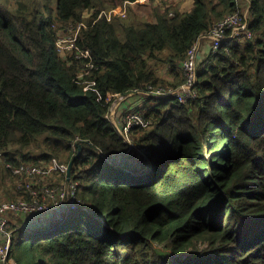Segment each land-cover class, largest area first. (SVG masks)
<instances>
[{
	"label": "trees",
	"instance_id": "obj_1",
	"mask_svg": "<svg viewBox=\"0 0 264 264\" xmlns=\"http://www.w3.org/2000/svg\"><path fill=\"white\" fill-rule=\"evenodd\" d=\"M125 1L135 0H0V199L31 198L7 163L67 166L81 146L70 176L76 207L17 214L9 256L264 264V0H247L249 36L224 39L198 61L194 97L146 96L134 112L149 123L130 128L128 141L108 117L107 94L180 85L194 41L244 10L238 0H192L184 12L149 0L128 4L126 16L101 15ZM79 22L73 52L59 51V30ZM145 159L144 173L130 171Z\"/></svg>",
	"mask_w": 264,
	"mask_h": 264
},
{
	"label": "built area",
	"instance_id": "obj_2",
	"mask_svg": "<svg viewBox=\"0 0 264 264\" xmlns=\"http://www.w3.org/2000/svg\"><path fill=\"white\" fill-rule=\"evenodd\" d=\"M130 1H125L124 3ZM105 14L110 17L111 14L126 15V12L121 7H116L111 11H101V15ZM172 14V12H171ZM84 26L83 22L69 23L64 25L63 32L56 40V45L59 51L73 52L75 48V39L81 27ZM245 35L249 36L247 22V11L240 14L233 12L226 16L216 20L209 31L200 34V36L194 41L191 47L187 51V55L182 63V69L184 71L185 80L180 85L174 87L171 85H159L153 87L148 86L147 90L142 91L144 96L163 97L166 95L176 98L179 102L185 103L188 99L192 98L196 94L195 82L197 79L196 66L199 61V41L202 38H207L210 41L211 52L217 51L224 39L227 38H244ZM88 57L89 51H78L75 53V57ZM130 94V93H129ZM129 94H117L108 93L106 100L109 102L114 99H124ZM110 103V102H109ZM110 108V107H109ZM114 122V121H113ZM149 122H145L143 115L139 112H132L128 119L122 123L124 133H121L123 137L128 141L127 131L137 125H147ZM118 127V124L114 122ZM121 130V129H120ZM7 167L15 175L20 176L18 181V188L25 189L31 198L7 200L0 202V232L4 238L0 241V264H16L14 259L9 256V248L11 245V234L13 231L9 230V224L5 216L7 214H20L29 215L32 213L48 214L55 211L57 208H61V211H65L66 215L69 213V209L76 207L78 181L70 179L64 180V184L51 185L47 184L46 178L50 172L66 171L58 165H33L30 163H20L18 165H10L7 163ZM49 173V174H48ZM68 211V212H67Z\"/></svg>",
	"mask_w": 264,
	"mask_h": 264
},
{
	"label": "rangeland",
	"instance_id": "obj_3",
	"mask_svg": "<svg viewBox=\"0 0 264 264\" xmlns=\"http://www.w3.org/2000/svg\"><path fill=\"white\" fill-rule=\"evenodd\" d=\"M16 1L17 0H11V2L13 3V5H15L16 4ZM170 1H172V0H170ZM174 1V0H173ZM179 1H181L179 4H180V7L182 8V9H187L188 8V5H190V0H188V1H186V0H179ZM165 2L166 3H168L169 5H176V4H172V3H170V2H168V0H165ZM238 2H239V5H242V9H244V8H247L246 7V3H247V0H238ZM39 7L40 8H42V5L41 4H39ZM245 10V9H244ZM182 12H184V11H182ZM121 16H122V14H121ZM126 16V15H125ZM84 26H85V23H84ZM64 27V26H63ZM63 27H62V29H61V31L59 30V34H58V37L59 36H61V33L63 32L62 30H63ZM57 37V38H58ZM242 41H244V39H241L240 40V42H242ZM47 45H48V47H49V49H50V47H51V45H50V43L49 42H47ZM61 52H63V51H61ZM159 66H158V71H159V74L160 75H162L163 77H165V78H167V74L165 73V70L164 69H162V67L160 66V64H158ZM164 85V84H163ZM134 94V93H133ZM132 94V96L130 95L129 96V98L128 97H126V98H124V99H121V100H119L120 98H118L117 100L116 99H114V97L111 99V101H109L110 102V108H109V113H108V117H109V119L110 120H112V121H114V122H116L117 124H118V128L119 129H121L120 131H121V133H124V131H123V126H122V123H124V120L125 119H128V117H129V115L132 113V112H134L135 110L134 109H138L139 110V108H142L143 106H139V107H137V106H134L133 107V109L132 110H120L121 108H120V105L122 104V103H124V102H126V100L128 99L129 101H132V102H136L135 100L136 99H138V96L140 95V96H143L142 94H139V93H135L134 95ZM134 110V111H133ZM127 133V132H126ZM54 161H55V164L56 165H58L61 169H65L66 168V166L65 165H62V164H58V162H57V160L56 159H54ZM148 161L149 160H147V159H145V160H143L142 162H140V163H137L134 167H132L131 169H130V171H132V173H134V174H142V173H144L147 169H148V167H149V163H148ZM51 165H54V163H51L50 165H48V166H51ZM49 174V173H48ZM49 176V179L50 180H47V178H46V182H47V184H51V185H61V184H64V179H63V176H62V174H60L59 172H50V174L48 175ZM69 181V180H68ZM11 198H7V199H0V202H3V201H7V200H10ZM74 212V210H72L70 213L72 214ZM23 216V215H22ZM63 216H67L65 213H63ZM69 216V215H68ZM53 217V216H52ZM56 217V216H55ZM59 217V216H58ZM5 218L7 219V221H8V224H9V230L11 229V231H13L14 230V228L13 227H16V226H18V223H19V221L20 222H23V217H20V216H18V217H15V216H11V215H6L5 216ZM14 225V226H13ZM11 226V227H10ZM2 239H0V241H1ZM155 248H157V249H161L162 248V245H160V244H155V246H154ZM170 258H171V261L172 262H174V261H176V260H178L179 258H181L180 257V255H178V256H175V255H171L170 256Z\"/></svg>",
	"mask_w": 264,
	"mask_h": 264
},
{
	"label": "crops",
	"instance_id": "obj_4",
	"mask_svg": "<svg viewBox=\"0 0 264 264\" xmlns=\"http://www.w3.org/2000/svg\"><path fill=\"white\" fill-rule=\"evenodd\" d=\"M147 1H149V0H135V1H133V2H127V3H123V4H121V5H119V6H117V7H121V8H123L124 10H125V12H126V9H127V5L128 4H132V3H135V2H140V3H144V2H147ZM186 1H188V0H186ZM168 2H170V3H172V4H176V6H177V8L179 9V11L180 12H182V11H186L187 9H189L190 7H191V5H192V0H190V5H188V8L187 9H182L181 7H180V2L181 1H179V0H172V1H170V0H168ZM157 3V2H156ZM166 5H169L168 3L166 4ZM240 6V8L242 9V5H239ZM116 8V7H115ZM112 9H114V8H112ZM112 9H110V10H108V11H111ZM245 9V10H244ZM244 9H242V10H244V12H246V9L247 8H244ZM105 11V10H104ZM105 12H107V11H105ZM112 15V14H111ZM111 15H110V17H111ZM110 17H108V18H110ZM209 52H211V49H210V41L207 39V38H202L200 41H199V48H198V53H199V60L201 61V60H203V59H205V57L208 55V53ZM200 65V64H199ZM165 73L167 74V72L165 71ZM159 76L161 77V78H163V79H170L169 78V76L168 75H166L167 76V78H165V77H163L162 75H160L159 74ZM137 93H139V94H141L140 92H137ZM132 94L133 93H130L129 94V96L131 95L132 96ZM135 94V93H134ZM133 94V95H134ZM143 95V94H142ZM129 96H128V98H129ZM146 96H138V99H136L135 101L136 102H132V101H129L128 99L126 100V102H124V103H122L121 105H120V110H132L133 109V107L134 106H137V107H139V106H143L145 103H146ZM135 111H136V109H134ZM133 110V111H134ZM53 163L55 164V161L53 160ZM47 180H50L49 179V176H47ZM7 215H11V216H15V217H18L19 215H17V214H13V213H11V214H7ZM22 223L23 222H20L19 221V223H18V226L19 227H21V226H23L22 225ZM17 227V226H16ZM4 238V236H3V234L0 232V239H3Z\"/></svg>",
	"mask_w": 264,
	"mask_h": 264
},
{
	"label": "water",
	"instance_id": "obj_5",
	"mask_svg": "<svg viewBox=\"0 0 264 264\" xmlns=\"http://www.w3.org/2000/svg\"><path fill=\"white\" fill-rule=\"evenodd\" d=\"M80 150H81V146H80V143H78V150H77V153L75 154V156L69 161V163L67 164L66 166V179L67 180H70L71 179V169H72V165H73V161L74 159L79 155L80 153ZM56 211L58 212H61V208H57ZM68 212V211H67ZM53 213H48L47 216H51Z\"/></svg>",
	"mask_w": 264,
	"mask_h": 264
}]
</instances>
